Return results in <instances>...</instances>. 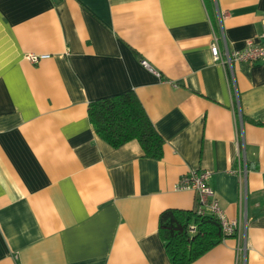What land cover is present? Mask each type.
Returning <instances> with one entry per match:
<instances>
[{"label":"crops","instance_id":"crops-1","mask_svg":"<svg viewBox=\"0 0 264 264\" xmlns=\"http://www.w3.org/2000/svg\"><path fill=\"white\" fill-rule=\"evenodd\" d=\"M262 21L264 0H0V264H171L159 215L196 207L176 186L199 169L230 220L245 173L247 218L191 264H264V68L235 63L233 84L210 52L264 44ZM125 91L158 160L89 120Z\"/></svg>","mask_w":264,"mask_h":264},{"label":"trees","instance_id":"trees-1","mask_svg":"<svg viewBox=\"0 0 264 264\" xmlns=\"http://www.w3.org/2000/svg\"><path fill=\"white\" fill-rule=\"evenodd\" d=\"M87 113L96 134L118 148L136 140L145 157L160 159L163 138L155 130L132 91L94 100ZM190 226L194 231H190ZM158 234L171 264H191L224 238L220 223L211 214L193 210L165 209L159 215Z\"/></svg>","mask_w":264,"mask_h":264},{"label":"built area","instance_id":"built-area-1","mask_svg":"<svg viewBox=\"0 0 264 264\" xmlns=\"http://www.w3.org/2000/svg\"><path fill=\"white\" fill-rule=\"evenodd\" d=\"M262 37H264V21H262ZM210 52L214 62L220 63L227 70L230 80L234 84V72L233 65L239 62H245L252 64L254 62H260L262 68H264V44H255L248 41L246 45L239 50L229 49V47L224 44L223 49H219L217 44V38L213 39L210 45ZM49 58L48 54H28L27 59L36 64L41 60ZM142 64L149 68L153 73L158 75V73L152 70L148 64L143 61ZM240 184L242 189V194L244 198V209L242 210V216L240 220H230L226 217L222 211L219 200L215 194V191L211 187L209 180L211 178V172L209 170L199 169L192 170L179 178L177 183L178 189H191L196 194V211L198 214H211L220 223L223 233L227 236H232L237 238L240 236L241 225L246 223V206H245V194H246V176L245 173L240 171ZM190 231H194V227L190 226ZM244 252V248H243Z\"/></svg>","mask_w":264,"mask_h":264}]
</instances>
